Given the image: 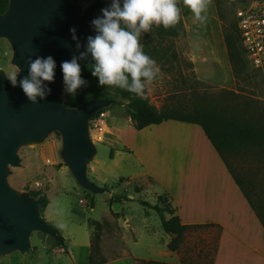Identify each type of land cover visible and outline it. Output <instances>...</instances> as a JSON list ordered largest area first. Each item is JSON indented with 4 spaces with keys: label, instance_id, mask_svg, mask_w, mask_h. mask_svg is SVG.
<instances>
[{
    "label": "rangeland",
    "instance_id": "1",
    "mask_svg": "<svg viewBox=\"0 0 264 264\" xmlns=\"http://www.w3.org/2000/svg\"><path fill=\"white\" fill-rule=\"evenodd\" d=\"M244 4L243 0H212L210 6L216 17L214 22L196 26L199 31L193 28L204 49V57L213 71H220L221 63L228 61L232 78L225 86L202 79L203 76L207 77L203 69L198 70L199 76L193 57L192 35L184 18V36L159 35V27L155 26L150 32L142 34L140 43L144 52L160 68L157 78L146 88L143 96L159 111L176 110L192 114L196 108L206 105L225 117H238L240 120L264 125V62L257 65L243 45L237 11ZM184 11L189 20L191 13L185 7ZM233 30L240 36L237 45L244 64L239 80L233 72L225 43V32L231 33ZM147 43L150 46L146 49ZM12 57L13 49L9 41L1 38L0 70L7 75L13 71L18 72L11 63ZM207 78L215 81V77ZM65 94L64 91L63 98ZM110 95L115 97L113 92ZM115 101V104L102 109L89 121L90 139L97 152L88 165V177L106 189L103 193L95 194L77 183L62 157L63 140L60 132L53 131L40 143L19 148L21 166L10 167L8 184L16 192L28 194L31 198H35L34 192L46 194L49 204L41 216L59 231L65 247L58 244L51 235L33 231L30 236V252L22 254L15 251L0 255V264H88L95 233V228L89 224L90 220H96L102 226L100 255L107 260L105 264H150L151 261H160L134 256L135 250L129 243L136 240L137 233L130 227L125 228L127 232L122 230L119 226L121 214L112 210L111 200L118 198L119 203H123L124 211L140 218L142 211L147 209L141 201L157 204L159 198L165 197L156 199V190L151 189L147 178H143L146 169L139 157L156 174L160 175L161 172L166 178L167 171L175 162L174 158L183 154L164 152L157 146L153 148L150 142L152 132L140 134L127 114V102L121 104ZM111 151L113 158L110 156ZM226 159L251 198L264 202V151L256 148L242 149L235 154H227ZM149 180L152 182V179ZM154 213L148 221L156 231L160 227L165 233L160 216L156 211ZM216 244L217 231L195 228L186 234L180 251L175 255L180 264H213ZM141 249H138V254L151 256L148 251ZM156 251L161 257L165 246H158ZM118 258L122 259L116 262Z\"/></svg>",
    "mask_w": 264,
    "mask_h": 264
},
{
    "label": "water",
    "instance_id": "2",
    "mask_svg": "<svg viewBox=\"0 0 264 264\" xmlns=\"http://www.w3.org/2000/svg\"><path fill=\"white\" fill-rule=\"evenodd\" d=\"M97 17L82 16L72 0H9L8 9L0 15V39L9 41L13 49L11 63L19 74L13 87L5 71L0 70V255L29 253L33 231L56 235L41 216L44 199L20 194L8 184L10 167L21 166V146L40 143L51 132H60L62 157L77 183L95 194L106 191L88 177V165L97 152L90 139L89 121L93 114L116 101L92 99L78 108L66 107L60 67L63 61L86 51L87 37L96 34L91 22ZM72 28L76 29V41L70 33ZM37 56H51L56 69L54 82H45L51 93L32 104L19 87V79L28 74V59ZM79 63L89 65L94 61L89 56Z\"/></svg>",
    "mask_w": 264,
    "mask_h": 264
},
{
    "label": "crops",
    "instance_id": "3",
    "mask_svg": "<svg viewBox=\"0 0 264 264\" xmlns=\"http://www.w3.org/2000/svg\"><path fill=\"white\" fill-rule=\"evenodd\" d=\"M95 1L97 0H78L83 8L89 7ZM179 1L182 17L192 35L193 57L197 72L203 69L207 72V77H215V81L205 76L201 77L198 72L199 76L211 83L227 85L232 78L228 61L221 63L220 71L212 70L209 61L204 57L205 52L198 41L199 38L193 31L194 27L198 30L197 27L201 25L194 22L193 16L187 20L183 2ZM207 16L206 25L216 19L211 6L207 11ZM139 132L140 134L152 132L150 142L153 148L157 146L164 152L183 154V156L174 158V164L167 171L168 178H164L161 172L160 175L156 174L150 165L139 157L146 169L143 178H147L151 189L156 190L154 191L156 199L158 200L160 196L168 199L173 214H166V217L170 219L178 216L183 225L201 226L199 228L217 231L213 264H264V226L232 175L230 168L210 142L202 127L193 123L168 120L139 130ZM189 154L192 155L189 156ZM150 204L155 205V203ZM117 207L120 209L117 210ZM111 208L116 214H121L119 226L123 231L126 227H130L134 233H137L136 240L129 243L135 250L134 256L143 258V260L154 258L159 259L158 262L180 264L176 258L177 252L170 251L168 248L172 237L163 233L160 227L157 232L148 221V218L154 216V210L145 209L139 216L140 219L124 211L123 203H114ZM161 227L163 228L162 225ZM158 244L165 246L161 257L156 251V248L160 246ZM139 248L148 251V255L151 256H141L137 252ZM121 259H116V262Z\"/></svg>",
    "mask_w": 264,
    "mask_h": 264
},
{
    "label": "clouds",
    "instance_id": "4",
    "mask_svg": "<svg viewBox=\"0 0 264 264\" xmlns=\"http://www.w3.org/2000/svg\"><path fill=\"white\" fill-rule=\"evenodd\" d=\"M183 6L192 14L194 22H207V11L212 0H182ZM102 16L92 20L94 36L87 37L86 51L60 65L64 91L75 95L87 83L82 78L80 60L91 57L94 63L88 67L91 75L98 79L101 88H119L136 96H143L160 73L156 61L144 52L140 43L142 34L155 27L165 30L175 26L181 16L178 0H111L110 7L101 10ZM72 38L77 40L76 29H70ZM81 45L77 43L79 49ZM28 74L19 79L28 101L37 104L45 100L51 88L45 82H54L56 62L51 57L29 58ZM21 71V70H20ZM18 73L6 77L13 87L17 86ZM39 98V100H38Z\"/></svg>",
    "mask_w": 264,
    "mask_h": 264
},
{
    "label": "trees",
    "instance_id": "5",
    "mask_svg": "<svg viewBox=\"0 0 264 264\" xmlns=\"http://www.w3.org/2000/svg\"><path fill=\"white\" fill-rule=\"evenodd\" d=\"M236 1V0H233ZM74 4L78 12L85 17H97L102 15L101 10L110 7L111 0H97L87 8L81 7L78 0H74ZM9 6V0H0V15H3ZM178 7L180 3L178 0ZM181 10V9H180ZM233 29V28H232ZM186 33L183 23L182 13L179 22L169 29L165 30L163 26L159 27V35L170 37L184 36ZM238 41H240L239 34L236 35L234 30L231 33L225 32V43L229 52L230 62L233 72L237 80L243 72L244 64L240 57L238 48ZM150 43L146 44V49L149 48ZM82 78L87 81L86 85L79 89L75 95L65 94L64 103L68 108H78L92 99L110 98L118 100L117 102H127V114L131 118L134 127L137 130H143L152 125H159L168 120H176L197 124L202 127L206 136L213 144L219 155L226 162L230 171L237 183L242 188L250 205L254 209L256 215L264 226V202L258 199L251 198L246 190L244 183L234 174L230 165L227 162V154H235L242 149H261L264 151V125L254 124L251 121L240 120L238 117L229 118L216 113L210 106H201L195 109L192 114L182 113L176 110L159 111L154 105L149 102V99L144 96H136L119 88H101L98 85V79L91 75V69L88 65H82ZM115 97H111V93ZM100 113L97 112L91 116L96 117ZM113 158V152L110 153ZM137 192H140L138 190ZM36 198L44 199V205L41 211H44L49 204V200L44 192H34ZM128 200V199H127ZM118 198L111 200L112 204L118 203ZM146 208H151L158 213L162 221L163 230L166 234L172 237L168 248L170 251L179 252L183 244L186 234L195 228L201 226L183 225L178 216H173L170 219L166 214H173L171 206L166 198H159L157 204L151 205L148 202L141 201ZM163 203L165 206H163ZM89 224L95 228V233L91 241V253L89 255L88 264H105L107 260L100 255V240H101V224L96 220H90ZM56 234L54 239L58 244L65 247L64 238L59 231L52 227ZM150 264H169L164 262L151 261Z\"/></svg>",
    "mask_w": 264,
    "mask_h": 264
},
{
    "label": "built area",
    "instance_id": "6",
    "mask_svg": "<svg viewBox=\"0 0 264 264\" xmlns=\"http://www.w3.org/2000/svg\"><path fill=\"white\" fill-rule=\"evenodd\" d=\"M237 11L241 39L257 65L264 62V0H243Z\"/></svg>",
    "mask_w": 264,
    "mask_h": 264
}]
</instances>
